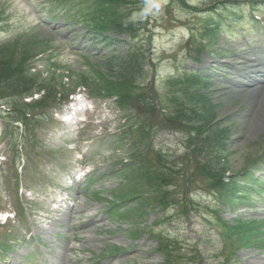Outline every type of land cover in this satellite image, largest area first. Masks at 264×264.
Masks as SVG:
<instances>
[{
	"label": "rangeland",
	"instance_id": "374dc122",
	"mask_svg": "<svg viewBox=\"0 0 264 264\" xmlns=\"http://www.w3.org/2000/svg\"><path fill=\"white\" fill-rule=\"evenodd\" d=\"M43 1L47 0H0V43L40 36L55 57L50 63L38 55L27 70L22 59L43 52L42 46L26 41L0 47V80H9L6 90L18 88L11 82L15 78L31 89L66 98L79 88L75 75L94 74L96 65L111 77V85L108 81L102 89L112 99L97 96L95 84L81 88L94 110L88 114L89 123L67 139L59 103L48 110L32 109L28 128L0 115V132L7 126L0 144V211L14 199L20 207H33L38 213L32 227L48 242L45 250L56 264H264V82L249 84L261 81L263 70L255 66H264V0H108L103 17L116 18L117 25L133 34L128 38V33L110 30L114 41L108 44ZM251 11L262 21L250 22ZM43 20L48 24L40 26ZM136 51L127 64L128 55ZM109 56L127 59L110 66ZM81 57L88 60L85 66ZM251 66L255 68L247 76ZM184 71L199 72L208 80L183 82L188 76ZM178 73L179 79L170 77ZM154 77L158 110L144 101L146 84ZM196 90L208 100L189 96ZM46 103L50 106L49 100L42 102ZM207 106L214 112L205 127L210 132L198 135L191 128ZM40 113L44 115L38 117ZM129 115L145 125L142 142L148 156L154 159L162 149L164 166L186 174L173 176L168 201L174 206L167 216L154 203L144 205V197L120 202L121 221L105 211L106 200L114 199L119 188L130 191L128 182L120 187L125 183L122 167L138 178L133 190L155 188L147 186L150 178L144 184L142 156H133L128 164L127 144L140 141L137 128L122 123ZM166 116L177 119L168 122L174 134L162 126ZM204 120L209 121L208 116ZM183 140L194 148L193 158L183 155ZM202 164L230 177L223 194L208 191L196 175L188 174ZM81 165H88L89 172L75 185L68 177ZM237 180H244L240 189L245 195L236 194ZM150 181L158 184L154 178ZM60 187L74 191L88 207L73 215L76 220L79 213L83 222L75 224L72 241L69 225L50 222L64 206L53 202L64 194ZM4 217L0 213V221ZM14 222L15 227L0 228V243L24 236L25 227ZM226 225L233 228L227 230ZM46 228L50 238L42 233ZM29 248L22 241L6 252L0 248V264H34L27 257Z\"/></svg>",
	"mask_w": 264,
	"mask_h": 264
},
{
	"label": "trees",
	"instance_id": "16d2710c",
	"mask_svg": "<svg viewBox=\"0 0 264 264\" xmlns=\"http://www.w3.org/2000/svg\"><path fill=\"white\" fill-rule=\"evenodd\" d=\"M123 1V0H121ZM102 3H104V1L102 0ZM133 56H136V55H133ZM132 57V56H131ZM134 59V57H132L130 60H127V64H129L132 60ZM0 76H3V74H0ZM11 82H14L15 84H19L17 87V89H10V90H6V87L8 86V83H9V80H0V90L3 89L4 91L1 92L0 91V95L4 92H7V91H11L13 94H15L13 96V98L15 100H18V94H21L23 92H28L31 87L23 81H21L20 83L15 79V78H11ZM178 82V81H177ZM183 82H186V83H204L202 80H200L196 75L195 76H187L186 79L183 81ZM112 81H110V85H111ZM5 84H7L5 86ZM5 86V88H4ZM197 92V90H196ZM54 95V94H53ZM55 96V95H54ZM189 96H197L198 98H201V100L203 99H207L206 96L203 95V97L201 96V93L197 92V93H191ZM145 100H147L145 98ZM148 101V100H147ZM208 116L209 118V121H205L204 119ZM214 117V112L212 111V109L210 108V106H207V107H203V110H202V113L200 115V118L201 120L198 122V124H194L193 127L191 128L192 130H196V133L198 135H201L205 132H210L207 128V127L211 121H212V118ZM169 119L171 120H177L176 118H171L169 116ZM204 127V128H200V127ZM137 130L139 131V135L140 137L144 136V128H145V125H143L142 123L141 124H138V127H136ZM131 129H133V127H131ZM211 135L213 136L214 138V142H218L217 139L215 138V136L211 133ZM222 137V135H221ZM219 140L221 139L220 137L218 138ZM192 147V146H191ZM192 151L194 152V148L192 147ZM140 152H137L135 153V156H138ZM144 155H146V153L144 152ZM163 154L161 152H158L156 155H155V159L154 160H151L147 157L144 158V160H141V169L144 170V173H147L149 178H154L157 174H160V176H158V180L161 181L160 183L158 184H154V183H148V185H154L155 187H158L157 190L159 191V194L161 197H163L165 194H166V190H163V191H160V188L161 187H165L167 186V184H165L166 182L169 184L170 182V177L171 176H168L171 174V169L170 168H165L164 164H163ZM160 165V167H158ZM195 169L198 173V176H200L203 180L207 181L208 183H210L212 186L214 187H219L221 189H223L224 187V184L222 183V180H221V174L219 172V174L217 173V169H214L213 167L209 166V164H202V165H197L195 166ZM173 173L176 172L175 169L172 170ZM169 173V174H168ZM168 174V175H167ZM211 186V187H212ZM231 193H233V190H231Z\"/></svg>",
	"mask_w": 264,
	"mask_h": 264
},
{
	"label": "bare ground",
	"instance_id": "6f19581e",
	"mask_svg": "<svg viewBox=\"0 0 264 264\" xmlns=\"http://www.w3.org/2000/svg\"><path fill=\"white\" fill-rule=\"evenodd\" d=\"M262 62H258V64H261ZM244 64V63H243ZM255 67H257V69H261V70H263L264 71V66H255ZM255 67H253V66H251L248 70H247V76H248V74L250 75V71L252 70V68H255ZM263 68V69H262ZM256 69V70H257ZM262 71V74H261V76L259 77L260 78V80L261 81H257V82H255V83H251V82H249V84H254V85H256L257 86V84H259V83H261V82H264V72ZM256 72V71H255ZM252 75H253V77L254 76H257V75H255L253 72H252ZM255 80V79H254ZM248 81H249V78H248ZM256 81V80H255ZM242 87V86H241ZM264 88V87H263ZM263 88H261V89H263ZM259 89V88H258ZM76 209H79V206H77V208ZM71 212H72V210H71ZM71 212H67V216H69L70 215V213Z\"/></svg>",
	"mask_w": 264,
	"mask_h": 264
}]
</instances>
